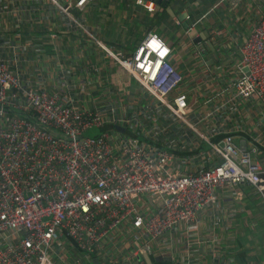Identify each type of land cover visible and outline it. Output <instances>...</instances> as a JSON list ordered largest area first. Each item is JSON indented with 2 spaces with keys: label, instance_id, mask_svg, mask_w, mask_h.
<instances>
[{
  "label": "built area",
  "instance_id": "1",
  "mask_svg": "<svg viewBox=\"0 0 264 264\" xmlns=\"http://www.w3.org/2000/svg\"><path fill=\"white\" fill-rule=\"evenodd\" d=\"M45 1L67 17L91 2ZM246 1L219 2L234 11ZM16 2L0 0V25ZM158 2L141 4L155 11ZM255 5L231 51L235 63L226 66L218 53L223 66L208 65L210 42L230 36L214 27L197 44L204 70L190 79L157 33L149 32L127 56L102 45L139 85L132 98L126 94L109 105L139 108L146 140L134 126L138 116L83 105L65 84L52 91L25 84L0 42V264H148L145 256H168L172 264H236L215 247L220 235L203 236V225L207 217L211 231L220 229L216 205L224 186L251 185L264 201L262 134L252 135L250 149L238 146L234 135L243 113L264 108V0ZM211 81L222 100L203 99ZM108 124L128 131L83 136Z\"/></svg>",
  "mask_w": 264,
  "mask_h": 264
},
{
  "label": "crops",
  "instance_id": "2",
  "mask_svg": "<svg viewBox=\"0 0 264 264\" xmlns=\"http://www.w3.org/2000/svg\"><path fill=\"white\" fill-rule=\"evenodd\" d=\"M207 1L210 0H168L165 7L149 11L141 4L149 0H91L84 9H75L72 17H67L45 0H17L13 13L0 25V42L4 55L25 84L49 91L65 84L83 105H99L108 115L117 111L134 118L139 108L115 109L112 106L116 110L113 111L108 101L120 103L126 99V94L132 98L138 93L139 85L116 60L106 56L102 45L127 56L149 32L157 33L171 45L176 67L190 79L191 75L202 73L204 66L196 55L197 44L184 26L189 16L199 34L214 27L225 28L229 38L216 37L214 42L219 43L218 53L226 66L232 65L237 60V56L231 54L234 43L241 37L239 30L246 27L249 17L257 12V0H248L234 11H228L220 0ZM214 64L218 69L223 66L220 61L211 65L208 62L215 71ZM218 92L219 85L211 81L203 99L222 100ZM144 120L145 116L139 117V127L134 126L141 129L140 138L146 140ZM239 124L242 127L234 134L235 143L250 149L252 135L260 132L258 158L264 161V108L243 113ZM216 209L221 227L211 231L206 217L203 236L220 235L215 247L227 251V257H232L236 264H264L262 197L251 185L241 184L233 189L224 186L219 190ZM177 241L182 244L181 234ZM202 248L200 246V250ZM193 249L191 247L190 251ZM198 255L194 253L193 258L197 260Z\"/></svg>",
  "mask_w": 264,
  "mask_h": 264
},
{
  "label": "water",
  "instance_id": "3",
  "mask_svg": "<svg viewBox=\"0 0 264 264\" xmlns=\"http://www.w3.org/2000/svg\"><path fill=\"white\" fill-rule=\"evenodd\" d=\"M168 0H159V7H165L167 5ZM170 12L172 14H174V12L172 10H170ZM193 21L191 19H187L186 21H184V26L189 30V35L193 38V41L195 44H198L200 42H203L204 40H206V38L209 37V31L205 30L203 35L196 37V34L198 32V29L196 27H192ZM219 43L217 42H210L209 44V55L211 57V60L209 61V65L215 63L217 61V56H218V48H219ZM21 114L25 115L26 117L30 118L33 121H36V118L31 116L30 114L26 113V112H21ZM145 260L147 261L148 264H152L153 261H164V262H169L170 261V257L168 256H156L154 258H151L149 256H145ZM96 262V261H95Z\"/></svg>",
  "mask_w": 264,
  "mask_h": 264
},
{
  "label": "trees",
  "instance_id": "4",
  "mask_svg": "<svg viewBox=\"0 0 264 264\" xmlns=\"http://www.w3.org/2000/svg\"><path fill=\"white\" fill-rule=\"evenodd\" d=\"M181 1H183V0H181ZM207 2L212 3L213 0H210V1H207ZM207 2H205V5L208 4ZM109 127H112V128H118V129H120V130H123L124 132H127V131H128L127 128H123V127H121V126H117V125L115 126V125H112V124H108V125L104 126V127L102 128V130L108 129ZM90 264H97V263H96L95 261H92ZM153 264H172V263H171V262H164V261H162V262H158V261H156V262H154Z\"/></svg>",
  "mask_w": 264,
  "mask_h": 264
},
{
  "label": "rangeland",
  "instance_id": "5",
  "mask_svg": "<svg viewBox=\"0 0 264 264\" xmlns=\"http://www.w3.org/2000/svg\"><path fill=\"white\" fill-rule=\"evenodd\" d=\"M194 48H197V46H194ZM226 52V51H225ZM224 52V53H225ZM102 129L100 127H92V128H89L87 129L84 133H83V136L84 137H95L97 135H100L102 133Z\"/></svg>",
  "mask_w": 264,
  "mask_h": 264
}]
</instances>
